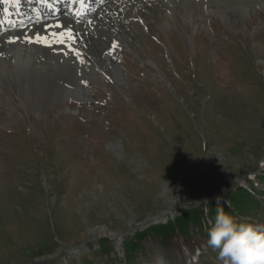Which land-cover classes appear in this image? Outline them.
<instances>
[{
  "label": "rangeland",
  "instance_id": "1",
  "mask_svg": "<svg viewBox=\"0 0 264 264\" xmlns=\"http://www.w3.org/2000/svg\"><path fill=\"white\" fill-rule=\"evenodd\" d=\"M132 3L85 34L81 98L68 66L0 78V264H223L207 201L236 186L264 225V0Z\"/></svg>",
  "mask_w": 264,
  "mask_h": 264
},
{
  "label": "bare ground",
  "instance_id": "2",
  "mask_svg": "<svg viewBox=\"0 0 264 264\" xmlns=\"http://www.w3.org/2000/svg\"><path fill=\"white\" fill-rule=\"evenodd\" d=\"M128 1L129 0H98L99 3L97 5H103L96 8L98 9L96 10L97 14H95L91 20L89 18L87 19L86 16L85 18H79L76 14L72 15V18L66 19L65 15L59 16V13L54 14L52 12L57 9H62L60 5H53L51 8H47L45 5L42 6L39 0H19V4L16 5L13 10H0V78L4 75H10L11 79L15 80L16 77H18L17 71L19 67L23 68L22 66H28L29 69L34 67L65 69L66 66H68L74 74L78 73L76 71L82 70L81 76L75 78L74 76L76 75H72L71 77L72 81L70 80V84L74 88H66L69 93L73 94L72 97L81 98L79 96L83 95V91L80 89L77 90V88H81L80 79L88 76L83 72V69H81V64L86 63L88 67L91 66L92 72H97L95 57L85 46V41H87L85 34L89 31L93 32L90 28L93 22L105 20L108 13H111L117 18H121L124 14L125 4ZM149 2H152V0H133L131 6L134 9L140 8ZM209 3L210 0H203L202 9L204 14H207L211 9ZM28 4L31 5L29 6ZM185 14L192 16L190 12ZM168 15L170 16L169 13ZM57 24H60L61 27H55ZM69 31L72 33L71 39H69L66 34ZM37 32L48 37L51 42V47L45 46L44 44L26 43L23 39L15 43L7 42L8 37L21 36V38H23L25 33L29 36H33ZM54 32L58 34L65 33V35L63 37L60 35L53 37L52 33ZM60 39H63L64 42L59 43L58 41ZM111 46L112 48L107 47L102 55V61L104 60L106 66H109L111 70L116 71L114 62L116 54L115 49H118L120 46V39L114 37ZM77 52H79V56H77ZM23 69L24 72L28 71L25 68Z\"/></svg>",
  "mask_w": 264,
  "mask_h": 264
},
{
  "label": "clouds",
  "instance_id": "3",
  "mask_svg": "<svg viewBox=\"0 0 264 264\" xmlns=\"http://www.w3.org/2000/svg\"><path fill=\"white\" fill-rule=\"evenodd\" d=\"M206 243L223 264H264V225L238 221L223 207L216 208Z\"/></svg>",
  "mask_w": 264,
  "mask_h": 264
},
{
  "label": "trees",
  "instance_id": "4",
  "mask_svg": "<svg viewBox=\"0 0 264 264\" xmlns=\"http://www.w3.org/2000/svg\"><path fill=\"white\" fill-rule=\"evenodd\" d=\"M257 177H258V175H254L253 177L250 178V180H253L255 178L257 179ZM241 192H243V193L240 194ZM241 195L243 197H241ZM218 196L220 197L219 203L217 202V200L215 198L212 200H209L207 202L209 204H211L210 205L211 207L213 205H216L217 207L218 206L223 207L225 212H228L231 215L242 213L241 209H243L244 213L256 212L257 210H260V203H258L256 201V198H254V196L253 197L251 196L250 192H245V188L242 186H236L235 191L233 190V191H231V193H230V191L226 190V191H224V194H219ZM194 210H195L194 212L196 213V218L199 219L200 218L199 214L203 213V210H200V211H198L197 209H194ZM211 211L213 212L214 210H211ZM212 216H213V214H212ZM258 216H256V217L260 218L261 214H259ZM188 217H190V215ZM179 221L181 222V224L183 223L180 219H179ZM194 221H196V219ZM188 222H189V220L186 221L184 224H186ZM177 228L178 227H176L175 229H177ZM174 230H171V232H173ZM141 237H143V236H141ZM156 238L158 240L163 241L164 244H166V242L168 240L167 237L165 236V234H157ZM170 241H171V239H170ZM175 241H176V239H175ZM129 246L130 245L128 243L127 248H130ZM135 251H136V249H133V250H131V254H128V256L132 259L131 263H133L136 259L134 257V256H137L134 253Z\"/></svg>",
  "mask_w": 264,
  "mask_h": 264
},
{
  "label": "snow or ice",
  "instance_id": "5",
  "mask_svg": "<svg viewBox=\"0 0 264 264\" xmlns=\"http://www.w3.org/2000/svg\"><path fill=\"white\" fill-rule=\"evenodd\" d=\"M5 2H9V0H5ZM39 2L42 5H47L49 8L52 7L51 4L48 3V0H39ZM15 3L18 5L19 4V0H15ZM81 4H83V0H81ZM5 11H7V9H5ZM55 27L60 28L61 25L57 24L55 25ZM66 27V26H65ZM69 37V39L72 38V33L71 31H69L68 33H66ZM57 35H60L61 37H63L65 35V33H52V36L55 37ZM23 39L24 42L26 43H36V44H44L45 46L51 47V42L49 41L48 37L46 35H41L39 32L35 33L33 36H29L26 33L23 35V38H21V36H14V37H8L7 38V42L8 43H15L19 40ZM59 43H63V39H60L58 41ZM67 54V53H65ZM77 56H79V52L76 53ZM83 62V61H82Z\"/></svg>",
  "mask_w": 264,
  "mask_h": 264
},
{
  "label": "water",
  "instance_id": "6",
  "mask_svg": "<svg viewBox=\"0 0 264 264\" xmlns=\"http://www.w3.org/2000/svg\"><path fill=\"white\" fill-rule=\"evenodd\" d=\"M114 237V236H113ZM111 238H112V234H111Z\"/></svg>",
  "mask_w": 264,
  "mask_h": 264
}]
</instances>
